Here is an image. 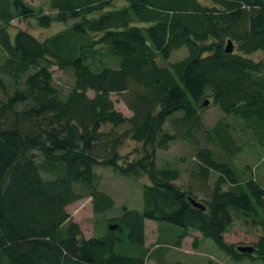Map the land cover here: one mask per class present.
Masks as SVG:
<instances>
[{
    "label": "trees",
    "instance_id": "1",
    "mask_svg": "<svg viewBox=\"0 0 264 264\" xmlns=\"http://www.w3.org/2000/svg\"><path fill=\"white\" fill-rule=\"evenodd\" d=\"M212 3L48 0L51 13L42 14L23 0H0V264H146L153 256V264H164L165 251L179 248L189 231L235 262L264 264V185L241 178L233 163L248 139L264 149V58L250 57L264 53V0ZM29 17L41 27L64 28L43 39L23 29L10 34V20ZM226 40L235 46L230 53L223 50ZM180 47L184 56L169 61ZM101 57L116 58V66ZM51 65L70 70L65 93L53 84ZM112 93L130 116L114 109ZM206 97L241 120L248 137L237 143L235 127L216 121L206 132L214 150L195 154L196 185L181 187L178 168L158 167L154 150L175 139L164 126L176 113L180 125L193 122L184 130L189 140ZM125 139L141 143L139 157L119 153ZM95 168L144 175L141 208L122 206L105 218L114 203L100 190ZM208 170L217 175L206 189ZM195 189L204 197L196 198ZM82 198H89L96 219L89 237L66 211ZM146 219L181 230L175 241L159 242L156 224V243L147 247ZM235 219L261 226L250 253L222 237Z\"/></svg>",
    "mask_w": 264,
    "mask_h": 264
},
{
    "label": "rangeland",
    "instance_id": "2",
    "mask_svg": "<svg viewBox=\"0 0 264 264\" xmlns=\"http://www.w3.org/2000/svg\"><path fill=\"white\" fill-rule=\"evenodd\" d=\"M36 12L39 11L42 14H50L48 0H23ZM201 4L212 5V0H198ZM69 23V22H67ZM64 28V25L58 22H52L48 26L41 27L36 23L35 18H14L9 22V32L12 34L16 29H23L29 32L31 35L38 39H43L50 36L54 32ZM232 49H235L234 43ZM185 49L180 47L174 50L169 61L180 59L184 56ZM250 57L253 60L264 58V53L261 51H254ZM105 63L109 66H116L117 59L113 61L108 57H101ZM158 61V60H157ZM1 62V54H0ZM159 62V61H158ZM53 84L61 89L62 93L72 83L71 72L68 69H58L54 65L50 66ZM87 94L90 96L91 91ZM1 96V95H0ZM110 99L113 101V107L115 110L120 111L124 116H130V111L126 108L124 103L120 100V95L116 93L110 94ZM207 104L203 106V109L199 112L198 120L194 122V127L188 131L189 140L184 137V130L188 125H192L193 122L180 125L181 115L179 113L173 114L169 117L165 123V129L168 132L175 135V139L169 142L161 143L160 146L154 150L155 164L158 167L169 166L176 167L179 170V178L177 180L181 187L190 186L195 175H197L201 163L196 158L197 150L202 148L212 149L211 141L206 139V132L208 129L219 119L230 123L235 127L232 132L233 138L237 143L245 141L248 137V131L241 132L242 122L237 120L229 114L221 112L217 106L210 103V98L206 97ZM184 125V127H182ZM244 128V127H243ZM123 128H118L121 131ZM243 134V135H242ZM250 137V136H249ZM250 139L243 149L237 153L233 159L236 173L243 179L253 177L261 185H264V149L259 145L252 146ZM214 150V149H212ZM118 151L121 154H126L129 159H134L140 156L142 152V146L140 142L130 139L123 140V143L118 147ZM94 171L99 174V188L107 193L113 199V208L108 211L105 218L116 216L119 214L120 207L126 208H141V188L144 184L148 183L147 178L144 175L138 177L123 176L112 172L109 168H95ZM204 183H206L208 189L217 172L208 170L205 174ZM198 176V175H197ZM194 185H192L194 187ZM226 185H223L224 189ZM196 198H203L204 193L195 189ZM198 200V199H197ZM66 211L69 214L71 220L75 221L81 230L83 237H89L96 232V219L91 211V205L89 198H82L70 203L66 207ZM144 245L152 247L156 243V236L158 232V226L160 230L159 242H165L169 236L173 241L176 240V236L181 230L177 226L160 223L157 224L151 220H144ZM158 226H157V225ZM106 224L104 225V228ZM261 232V226L258 223L246 224L242 223L238 219L233 221V224L228 230L223 233L222 237L224 241L234 247L249 245L252 246L256 240V236ZM187 237L181 240L179 248H168L163 255V263L171 264L175 260L180 261L183 264H262L257 260L242 259L235 262L228 258L222 251H220L213 241L209 238H200L199 234L195 231H189ZM195 239V244H193ZM161 247H157L156 253L161 251ZM157 257L147 258L146 264H153Z\"/></svg>",
    "mask_w": 264,
    "mask_h": 264
},
{
    "label": "water",
    "instance_id": "3",
    "mask_svg": "<svg viewBox=\"0 0 264 264\" xmlns=\"http://www.w3.org/2000/svg\"><path fill=\"white\" fill-rule=\"evenodd\" d=\"M223 50H224L225 53H230L232 51V44H231L230 40H226V42L224 44V47H223ZM206 104H207V100L204 99L202 101V105L205 106ZM188 200L192 204V206H194V207H196V208H198L200 210L204 209V207L200 203L196 202L194 199L188 197ZM114 227H115V225H109V228H111V229L114 228ZM236 250L239 251V252L250 253V252H252L253 247L249 246V245L237 246Z\"/></svg>",
    "mask_w": 264,
    "mask_h": 264
}]
</instances>
